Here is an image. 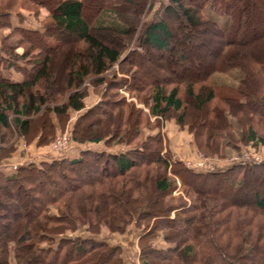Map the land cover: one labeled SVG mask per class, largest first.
<instances>
[{
	"label": "trees",
	"instance_id": "1",
	"mask_svg": "<svg viewBox=\"0 0 264 264\" xmlns=\"http://www.w3.org/2000/svg\"><path fill=\"white\" fill-rule=\"evenodd\" d=\"M134 1L99 0L98 14L89 20L88 0H0V153L11 150L12 135L25 143L49 142L68 109L84 107L82 83L88 80L102 84L101 97L75 116L71 139L127 145L118 151L88 145L70 157L28 161L10 174L0 171V264H9L8 248L15 264H125L117 244L78 234L55 236L83 224L94 233L100 222L123 229L130 221L140 227L139 264H264V192L255 186L247 193L255 179L264 182V160L197 170L167 160L158 129L143 135V128L156 126L157 117L149 116L158 115L187 125L204 154L237 152L238 142H264V0L247 1L261 13L252 12L245 46L239 38L244 3L160 0L144 19L153 0H141L139 12L129 7ZM41 7L46 13L38 25H28L27 13L19 11L37 15ZM211 12L226 16V25ZM170 19L177 20L183 39L172 38ZM188 28L203 33L194 46L214 51L215 60L205 62L198 53L192 60L175 48L186 42ZM98 32L114 39L108 42ZM213 38L217 44L210 48ZM63 47L69 52L63 54L60 92L50 65L53 52ZM149 48L160 61L148 56ZM144 60L150 74L142 69ZM113 63L129 79L116 76ZM213 75L222 81L210 80ZM138 76L145 83H138ZM121 84L137 100L146 97L148 112L125 100ZM203 109L200 119L197 111ZM111 112L113 119L104 122ZM91 113H98L103 129L92 128L91 120L81 126ZM118 176L122 180L114 184ZM175 188L188 201L174 194ZM157 234L167 245L149 242Z\"/></svg>",
	"mask_w": 264,
	"mask_h": 264
},
{
	"label": "rangeland",
	"instance_id": "2",
	"mask_svg": "<svg viewBox=\"0 0 264 264\" xmlns=\"http://www.w3.org/2000/svg\"><path fill=\"white\" fill-rule=\"evenodd\" d=\"M99 0H88L87 4V8L84 11L85 15H89V20L93 19L96 17V15L98 14L97 11V2ZM104 0H102L103 2ZM139 1V2H137ZM248 0H236V3H244V7H243V11L244 13V18L241 20V30H240V35L239 38L242 40V45L245 46L246 42H244V40H247L249 38H247L248 33H251V29H252V23L250 22V19L253 18V10H257L256 12H258V14L260 15V11L257 8V4H249L247 2ZM160 0H153V4L151 9L146 13V16H144V19H149L152 15V11L156 8L157 5H159ZM133 5H129V7L133 10H135L136 12H139L141 9V5L143 4V1L141 0H135L133 2ZM256 6V7H255ZM20 12L22 13H27L26 16H24L23 18H26L27 20V24L28 25H38V23L40 24V22H38V20H42V18L44 17L45 13H46V9L45 8H40V14L37 15H31L28 14L29 12L26 11L24 8H20L19 9ZM253 12V13H252ZM255 12V13H256ZM212 16L219 21L220 24L222 25H226V16H222L220 14H216L214 12H211ZM15 16V15H14ZM131 17L126 16V18ZM36 18V20H35ZM105 18V17H104ZM262 19V18H261ZM170 23V31L172 34V38L177 37V38H184V35L181 34L180 31H177L176 28V23L177 20H171ZM182 24V21H180ZM6 28H4L2 30V32H6ZM184 32V31H183ZM105 32H98V34H103L101 37L107 39V41H112L114 39V34L112 33H105ZM186 33H188L189 37L186 38V42L182 43L181 46H177L175 47L176 49H178V47H181V49L183 50V52H186L188 54V56H191L192 60H194L195 58H193V54L198 53L199 54V59H203L206 61H211V60H215L214 58L216 57L217 54H215V52L213 51L214 54L212 53H208L207 51H203L200 48H195L194 46V40L197 39V37L201 36L203 33H201L198 30H190L188 28V30H186ZM133 37V36H132ZM217 38H213L211 39L207 44L210 48H214L215 45L217 44ZM251 43V40L249 41ZM74 43L78 44L77 41H74ZM253 43V42H252ZM251 43V44H252ZM130 45V43L128 44ZM247 45V44H246ZM238 48H241L240 46ZM20 47H16L15 50L16 51H20ZM63 48H60L59 51L57 52H53L54 54V58L52 59L51 65H50V69L55 71V76L57 77V81L59 82V86H58V90L60 92H63V76H62V68L65 66L66 61L65 58L63 57V54H67L69 51L66 50V52L64 53ZM68 51V52H67ZM123 51L126 52V50L124 49ZM149 55L151 54L152 59L154 60H158L160 61L161 59L155 56V50L150 49L149 48ZM123 53V52H122ZM164 53H169V51H164ZM122 55V54H121ZM233 57L238 56L239 58L242 57V55L238 54H232ZM261 55V60L264 61V54H260ZM147 56V57H148ZM154 57V58H153ZM198 58V57H197ZM150 58H148L149 60ZM198 59V60H199ZM148 60H144L145 63H143V71H147L148 74H150V72H152V69H150V65L148 64ZM149 63H153L152 61ZM111 67H113V70H115L114 74L118 77H122V78H126L129 79L127 72H121L119 70H117V63H113L111 65ZM132 68V67H131ZM133 69L136 70V67L133 66ZM138 70V69H137ZM127 71H130L129 69ZM215 75V74H214ZM211 76L210 80H217V81H222L220 80V76ZM111 74H109L107 76L110 77ZM223 77H225V80H229L230 81V77L228 75H222ZM140 78L136 79L135 81L138 80V83H145V80H143V76H138ZM143 80V82H142ZM83 85H85L86 87V94L83 97V104L84 107L81 108L80 110H71L68 109V113H67V117L66 119L62 122V124H54V133L51 137V140L45 144H36L35 143V138H33L32 140H30L28 143H25L21 137H17L16 135H12L10 139H12L11 142V150L9 149L8 151H2V153H0V171L6 173V174H10L14 171V169L22 163L28 162V161H39L41 159H46V158H51V157H60V156H68L70 157L71 155H76L77 154V149L84 147V146H88V145H92L95 147H104L108 150H112V151H118V150H122L124 148L127 147L126 144L122 143V142H118L115 141L112 144H109L107 146H105L103 144V142L101 140L99 141H89V142H76L73 141L71 139V130L73 127V121L75 116L85 107L90 106L91 104H93L94 102L98 101V99L101 97V91H102V84L101 85H93L89 80L88 81H83L82 83ZM125 84H121L118 87V92L123 94L125 100L130 101L131 103H133V106L141 108V110H143L144 112H148V108H147V104L148 102L146 101V95L147 92L149 90V87L146 85V87L142 90V94L143 96L141 98L145 99H138L133 95V94H129L124 86ZM143 100V101H142ZM147 103V104H146ZM206 111L203 109L201 110V112L198 113L197 111V116L200 115L201 118L203 119L204 115H205ZM98 113H91V117L84 120L81 124V126H84L85 123H87L88 121H93V125L91 126L92 128H97L99 127L100 129H103V126H99L100 122L102 121L100 118L97 117ZM115 114V113H114ZM173 114V112H172ZM93 115V116H92ZM96 115V116H95ZM116 115V114H115ZM116 117V116H115ZM129 118L131 117V115L128 116ZM155 117H157V122H155L156 126L154 125L152 128L150 127H145L143 128V135L148 133L149 131H155L156 129L159 130L160 134L162 135V139H163V143H164V148H168L169 150V155H167V160L171 161V160H180L185 166L187 167H191L193 169H197V170H215V169H221L224 168L226 166H228L229 164L236 162V161H240V160H264V142L263 143H257L256 145L251 144L250 142L246 143V144H242V143H237L239 145L238 151L237 152H230V150L228 151L227 149L224 150V153L222 155H218L216 153H210V154H204L202 153L200 150H198L195 146V144L193 143V139H192V133L187 129V125H183V126H179L178 124H176L171 117H165L162 118L158 115H151L149 116L150 120H153V118L155 119ZM113 119V113H109L108 117L106 119H103L104 122H106L107 120L110 121ZM37 122L39 121V119H36ZM101 131V130H100ZM64 138V142L60 145L56 147V142L58 141V139H63ZM9 139V140H10ZM7 143V142H6ZM2 145L5 144V140L1 142ZM164 148L161 150V152L164 150ZM6 150V149H4ZM22 157L25 158L23 161L21 162H17L13 165H11V163L16 162L17 160H15L17 157ZM43 156V157H41ZM12 166V168H11ZM11 168V169H10ZM8 171V172H7ZM263 175V174H262ZM249 176V175H248ZM121 176L118 177H114L113 179V183L118 184L122 179ZM249 178V177H248ZM124 179V178H123ZM177 181V179H176ZM222 184V183H221ZM220 184V187L222 186ZM249 188L247 190L248 195L251 194V191L253 189V187L256 186L257 189H259L261 192H264V182L260 179H255L253 181V183H249ZM177 186H178V181H177ZM174 194H181L182 198L186 199L188 201V198L177 188H175L173 190ZM262 195V193H260ZM240 197L242 196H238L237 199L239 200ZM246 197V196H244ZM243 197V199H245ZM51 211H54V209L51 208ZM172 213V212H171ZM81 235V236H92L95 239H104L105 241H107L108 243L111 244H117L119 245V255L121 257V260L123 263L125 264H139L138 261V251H139V247H138V243H137V239L138 236L140 234V227L136 226L135 223L133 221H130L129 223H127L125 225V227L123 229H117V230H112L110 229L108 226H106L103 222H100L98 227H97V231L92 233L90 231H87L85 229V225H78L75 229L70 230V229H66L64 230V232H60L58 234H56L55 238H58L60 236H72V235ZM149 242L157 247H163L165 245H167V242L164 241L160 234H157L153 237L150 238ZM8 263L9 264H15L14 260H13V256L11 253V249L8 248Z\"/></svg>",
	"mask_w": 264,
	"mask_h": 264
},
{
	"label": "crops",
	"instance_id": "3",
	"mask_svg": "<svg viewBox=\"0 0 264 264\" xmlns=\"http://www.w3.org/2000/svg\"><path fill=\"white\" fill-rule=\"evenodd\" d=\"M89 146H92V145H89ZM41 157H43V156H41ZM25 158H22V157H17L15 160H17L16 162H13V163H11V165H13V164H15V163H17V162H21V161H23ZM11 168H12V166H11ZM10 168V169H11ZM8 172V171H7Z\"/></svg>",
	"mask_w": 264,
	"mask_h": 264
},
{
	"label": "built area",
	"instance_id": "4",
	"mask_svg": "<svg viewBox=\"0 0 264 264\" xmlns=\"http://www.w3.org/2000/svg\"><path fill=\"white\" fill-rule=\"evenodd\" d=\"M64 142V138L61 140V139H58V141L56 142V147L57 146H60L62 143Z\"/></svg>",
	"mask_w": 264,
	"mask_h": 264
}]
</instances>
